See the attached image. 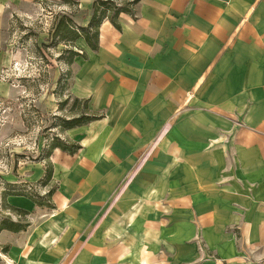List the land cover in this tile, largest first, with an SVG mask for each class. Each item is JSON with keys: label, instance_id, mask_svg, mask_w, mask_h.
Wrapping results in <instances>:
<instances>
[{"label": "crops", "instance_id": "obj_1", "mask_svg": "<svg viewBox=\"0 0 264 264\" xmlns=\"http://www.w3.org/2000/svg\"><path fill=\"white\" fill-rule=\"evenodd\" d=\"M117 21L75 71L100 116L55 152L53 219L19 240L3 221L4 260L264 264V0H137Z\"/></svg>", "mask_w": 264, "mask_h": 264}, {"label": "rangeland", "instance_id": "obj_2", "mask_svg": "<svg viewBox=\"0 0 264 264\" xmlns=\"http://www.w3.org/2000/svg\"><path fill=\"white\" fill-rule=\"evenodd\" d=\"M95 1L0 0V226L9 221L25 227L9 234L18 235L17 240L53 219L49 190L60 182L53 178L59 147L52 143L57 138L65 143L81 138L72 136L67 121L85 110L75 101L72 83L78 63L86 58L85 49L91 47L83 37L67 41L71 33L66 17L87 27L96 7L113 15V5L133 11L137 2ZM58 27L63 28L59 34ZM149 148L139 153V166ZM9 195L15 196L17 207L9 206ZM4 251L0 244V254ZM0 264H6L2 254Z\"/></svg>", "mask_w": 264, "mask_h": 264}, {"label": "trees", "instance_id": "obj_3", "mask_svg": "<svg viewBox=\"0 0 264 264\" xmlns=\"http://www.w3.org/2000/svg\"><path fill=\"white\" fill-rule=\"evenodd\" d=\"M134 1H137V0H134ZM95 2H96L95 5H97L98 3L114 4V2L108 1V0H97ZM112 8H115L113 11V15H109L106 13L107 9L98 11L97 7H96L92 16H91V20H90L87 27H82V26L79 27L78 25H76L73 22L72 18L66 17V19H67L66 28L71 33V38H68L67 41H74L75 39H77L79 37H83L92 49H97L98 42H99V26H100L102 19L106 18V19L110 20L115 26L119 27V24L117 21L119 14L121 12H124V11H128V12L132 13V11H130L128 8H125V7H118L117 5H113ZM80 28L82 29L83 32L80 30ZM62 30H63L62 27H58V34H59V32H62ZM82 53H83V51H82ZM76 54H78V53H76ZM75 101L76 102H82L85 110H84V113H82L81 115H77L76 117L68 119L67 128L70 129V128H74L77 126H81L83 124H86V123L94 120V119H97L100 116L99 113H96V112H93L90 110V108L88 106V101L86 99H79L76 97ZM68 142L69 143H67V142L65 143L61 139L57 138L56 142L52 143V146L54 148L59 147L61 150L68 152L69 154H74L81 147V145L76 141L68 140ZM50 175H51V169L48 172V177ZM54 190H55V188L50 189L49 194L52 195ZM2 227H3V224H2V226H0V228H2ZM10 227L14 228V229H18V227H12V226H10Z\"/></svg>", "mask_w": 264, "mask_h": 264}, {"label": "bare ground", "instance_id": "obj_4", "mask_svg": "<svg viewBox=\"0 0 264 264\" xmlns=\"http://www.w3.org/2000/svg\"><path fill=\"white\" fill-rule=\"evenodd\" d=\"M8 262H11L10 260H8Z\"/></svg>", "mask_w": 264, "mask_h": 264}, {"label": "built area", "instance_id": "obj_5", "mask_svg": "<svg viewBox=\"0 0 264 264\" xmlns=\"http://www.w3.org/2000/svg\"><path fill=\"white\" fill-rule=\"evenodd\" d=\"M1 255V254H0ZM6 262V261H5ZM7 263V262H6ZM8 264V263H7Z\"/></svg>", "mask_w": 264, "mask_h": 264}]
</instances>
